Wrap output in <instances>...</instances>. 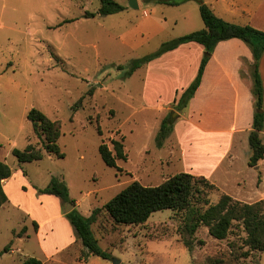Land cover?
Returning a JSON list of instances; mask_svg holds the SVG:
<instances>
[{
    "label": "rangeland",
    "instance_id": "rangeland-1",
    "mask_svg": "<svg viewBox=\"0 0 264 264\" xmlns=\"http://www.w3.org/2000/svg\"><path fill=\"white\" fill-rule=\"evenodd\" d=\"M140 4V10L102 17L100 0H0V161L13 172L3 184L8 202L0 209V264H22L29 258L45 264H264V253L245 258L247 235L237 222L223 241L201 227L196 239L206 244L190 251L178 232L183 214L172 210L154 213L139 226H117L102 212L93 231L111 257L85 259V249L66 218L73 204L42 193L54 177L64 180L70 199L81 204L78 211L89 217L133 182L155 187L180 173L206 171L196 165L188 148L184 158L175 135L157 148L163 119L170 114L176 124L183 115L176 105L169 106L168 82L158 83L148 99L147 64L125 77L131 61L186 33L182 20L176 24L185 13L204 28L199 5L192 1L187 11L143 0ZM87 13L96 17L86 18ZM32 109L61 123L64 158L45 152L44 137L39 138L28 119ZM180 122L181 130L185 122ZM113 141L121 142L127 155L125 161L117 160V169L108 167L99 151L105 144L115 155ZM31 144L44 152L43 160L19 163L13 151ZM246 144L250 152L248 139ZM236 154L229 176L221 172L225 165L214 175L218 190L210 195L211 204L223 194L244 203L264 200V162L258 184V171L248 166L249 153L239 149ZM240 179L244 185H238ZM73 237L76 243L66 248ZM11 242V252L5 253Z\"/></svg>",
    "mask_w": 264,
    "mask_h": 264
},
{
    "label": "trees",
    "instance_id": "trees-1",
    "mask_svg": "<svg viewBox=\"0 0 264 264\" xmlns=\"http://www.w3.org/2000/svg\"><path fill=\"white\" fill-rule=\"evenodd\" d=\"M145 3H155L170 7H178L189 1H195L199 5L202 20L205 28L162 44L160 49L144 58L133 60L129 63V70L125 77H132L139 69L153 60L161 57L165 53L179 48L181 45L197 43L204 47L205 56L202 60L199 73L192 85L183 92L176 103V111H184L190 101L198 91L206 66L211 59L216 47L224 41L238 39L243 41L253 54L254 63L252 68L253 88L252 94L255 98V114L253 127L249 135V145L251 155L248 161L250 168L258 171V184L262 181L260 166L264 160V84L260 74V63L264 55V32L256 30L251 26H242L224 21L215 15L213 10L204 0H143ZM101 8L98 15L107 17L125 11L128 7L115 0H100ZM86 18H95L96 14L87 13ZM74 22V21H72ZM68 23V22H67ZM120 70L125 67L119 66ZM92 93V92H90ZM80 103L73 107V111H78ZM29 121L33 123L35 132L40 139L44 137V150L49 155L57 158H64L59 145L62 133V126L59 121H52L42 111L32 109L28 115ZM175 121L171 115H167L160 126L156 137L157 148H163L167 139L174 132ZM43 140V139H42ZM114 152L105 144L99 148L105 164L110 168L117 169V160H126L124 145L121 142L113 141ZM14 156L19 163H33L42 161L45 154L33 144L29 145L24 151L15 149ZM13 172L9 165L0 161V209L8 202L7 194L4 190V182L11 178ZM217 186L208 178L195 176L189 173H180L164 183L155 187H147L140 182H133L121 193L114 197L102 208L93 210L91 216L85 217L76 208L66 214L81 241L85 252L83 257L88 255L98 256L103 259H110L109 253L101 249L93 231V226L100 219L102 212H105L113 223L117 226H139L149 221L154 213L172 210L183 214V225L179 228L180 241L193 251L197 246L206 244L204 240H197V233L201 227L208 229L209 235L218 241L229 238L234 228V223L242 224L246 239L244 246L248 248L244 254L246 259L253 258L254 253H264V200L256 203H244L233 197L223 194L216 204H211L210 195L217 191ZM42 193L54 195L63 199L66 203L76 206V201L70 199L69 188L66 182L54 177L47 188ZM35 229L39 225L35 223ZM23 232H26L24 229ZM200 244V245H199ZM11 242L5 253L12 250ZM22 264H45L36 258H29ZM250 264V263H243Z\"/></svg>",
    "mask_w": 264,
    "mask_h": 264
},
{
    "label": "crops",
    "instance_id": "crops-1",
    "mask_svg": "<svg viewBox=\"0 0 264 264\" xmlns=\"http://www.w3.org/2000/svg\"><path fill=\"white\" fill-rule=\"evenodd\" d=\"M191 2L175 8L188 11L187 7ZM204 2L224 21L251 26L264 32V0H204ZM120 4L128 7L125 11L131 9L128 0ZM144 12L148 13L145 17L150 18L151 13ZM180 20L185 23L186 30L181 36L205 28L200 22L191 21L188 13L176 21L177 25ZM204 56L203 46L189 43L147 64L144 80L145 97L148 99L152 97L158 83L168 82L165 85L172 89L169 106L176 105L183 92L196 79ZM253 63L251 49L243 41L232 39L221 42L206 66L198 91L188 107L182 111L181 119L175 124L171 136L175 135L177 145L183 148L184 158L188 148L196 165L206 170L202 171L204 173H196L195 176H203L214 182V175L224 165L222 174L230 175L229 172L238 160L237 150H243L251 155V149L248 152L246 143L247 139L249 141L255 114L253 79L251 71H248L252 69ZM246 67L248 70L245 69ZM260 74L264 84V55L260 63ZM160 107H164L163 102L160 103ZM222 108L225 110L223 111ZM180 121L185 122L181 130ZM237 183L239 186L240 183L243 184L242 179ZM80 206V202L76 201L75 208L79 210ZM75 243L73 237L66 248Z\"/></svg>",
    "mask_w": 264,
    "mask_h": 264
},
{
    "label": "water",
    "instance_id": "water-1",
    "mask_svg": "<svg viewBox=\"0 0 264 264\" xmlns=\"http://www.w3.org/2000/svg\"><path fill=\"white\" fill-rule=\"evenodd\" d=\"M129 7L133 10H140V3L138 0H128ZM75 205H72L70 209H74ZM70 209L66 212V214L70 213ZM114 264H121V261L114 260Z\"/></svg>",
    "mask_w": 264,
    "mask_h": 264
},
{
    "label": "built area",
    "instance_id": "built-area-1",
    "mask_svg": "<svg viewBox=\"0 0 264 264\" xmlns=\"http://www.w3.org/2000/svg\"><path fill=\"white\" fill-rule=\"evenodd\" d=\"M138 1L140 3V0H138ZM140 6H141V4H140ZM144 16H148V13L147 12H144Z\"/></svg>",
    "mask_w": 264,
    "mask_h": 264
}]
</instances>
